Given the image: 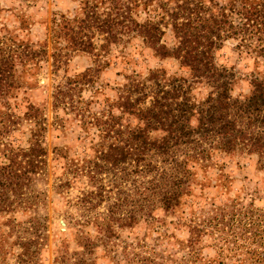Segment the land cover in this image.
Here are the masks:
<instances>
[{"label": "trees", "instance_id": "16d2710c", "mask_svg": "<svg viewBox=\"0 0 264 264\" xmlns=\"http://www.w3.org/2000/svg\"><path fill=\"white\" fill-rule=\"evenodd\" d=\"M228 1L175 0L171 8L163 6L161 14L139 21L128 2L82 0L80 12L72 17L61 12L51 17L53 63L65 62L76 50L93 54L97 63L57 84L53 104L76 120L86 134L94 128L98 137L96 141L91 137L87 146L91 151L81 157H68L62 148L53 150L56 158L64 157L53 188L69 208L63 211L75 243L70 248L68 238L61 237L54 248V264H96L98 247L114 264L121 259L129 264H168L170 255L146 252L139 238L128 242L121 232L140 223L148 230L164 225L163 216L181 209L193 190L196 172L211 162L213 151L255 154L264 168V71L251 73L247 94L233 95L235 72L214 61L215 49L236 31L241 30L244 39L253 34L261 37L264 0ZM233 13L239 18L237 23L231 18ZM164 26H170L172 45L162 39ZM130 33L140 36L156 56L178 59L189 69V76L169 75L162 67L150 68L144 75L133 71L113 95H103L94 109L93 99L83 100L81 91L94 85L99 67L109 63L106 55L111 45ZM257 48L262 52L264 46ZM14 50L0 49V102L7 108L6 94L18 83L16 58L25 64L37 52ZM194 82L210 87L204 98L191 94ZM26 108L24 114L33 123L28 145L3 144L0 148V211L15 205L35 207L43 194L35 191L34 184L47 176L45 121L37 106L31 103ZM11 118L6 113L1 120L5 123ZM71 186L78 187L77 193H66ZM39 219L31 215L25 220L27 226L17 224L20 251L16 264H38L36 255L44 243ZM190 221L183 249L191 248L196 236L211 225L205 218ZM186 258L192 262L185 254L172 264H189ZM253 261L264 262V254Z\"/></svg>", "mask_w": 264, "mask_h": 264}, {"label": "rangeland", "instance_id": "374dc122", "mask_svg": "<svg viewBox=\"0 0 264 264\" xmlns=\"http://www.w3.org/2000/svg\"><path fill=\"white\" fill-rule=\"evenodd\" d=\"M118 1L121 4L130 3L133 16L142 21L161 14L165 7L171 8L175 0ZM227 1L218 0L219 3ZM81 4L82 0H0V49L15 51L17 47L16 52H19L20 47L37 50L34 59L25 64L17 58L15 60L18 83L6 94L8 108L0 102V148L3 144L14 148L28 145L29 129L33 123L24 112L27 105L32 103L38 107L45 121L43 141L48 163L46 178L34 184L35 191L43 192L37 205L28 209L15 205L14 210L0 211V264H16L20 251L16 238L17 224L27 226L25 220L31 215L40 218L38 230L43 235L40 240L44 243L36 255L38 264H54V248L61 237L68 238L69 247L75 248L74 240L70 238L71 223L63 211V208H67L63 196L53 188L64 157L56 158L53 150L58 147L68 157H81L84 151H91L87 147L91 137L93 141L98 137L94 128L86 134L76 120L64 113L60 106H55L52 93L67 76L97 63L93 54L76 50L70 53L65 62L55 65L51 56L54 49L50 20L59 12L72 17L80 12ZM231 18L235 23L239 20L234 13ZM163 29L165 33L162 39L172 45L175 40L170 26H164ZM241 35L239 30L223 39L214 52L217 65L226 66L235 72L231 94L240 96L250 90L251 73L264 71V49L260 52L257 48L261 44L264 46V31L261 37L253 34L244 39ZM96 39L98 46L101 43L100 36L97 35ZM106 58L109 63L99 67L95 84L81 91L83 100L93 99L91 107L94 109L103 95H113L115 87L125 81V75L133 71L144 75L150 68L162 67L169 75L189 76V69L181 65L178 59L156 56L134 33L112 44ZM209 89L204 82H194L191 94L196 99H202ZM6 113H10L12 118L3 123L1 119ZM59 117L68 119L62 121ZM84 135L88 137L84 138ZM195 178L193 190L181 209L163 216L164 225L148 230L140 223L133 229L123 230L122 237H126L128 242H135L139 238L144 244L142 249L153 255H170L172 260L168 259V264L180 261L185 254L193 258L192 262L186 258L189 264H264L253 261L258 255L264 254V168L259 166L256 155L213 151L211 162L205 168H199ZM77 188L71 186L66 193L73 195L77 193ZM190 218L197 222L205 218L211 225L196 236L197 241L191 248L186 246L187 250L180 247L189 238ZM10 224H14L11 233L8 232ZM120 253L118 248V258L121 257ZM96 256V264H114L101 247L96 249ZM120 264L129 263L121 259Z\"/></svg>", "mask_w": 264, "mask_h": 264}, {"label": "water", "instance_id": "95a60500", "mask_svg": "<svg viewBox=\"0 0 264 264\" xmlns=\"http://www.w3.org/2000/svg\"><path fill=\"white\" fill-rule=\"evenodd\" d=\"M60 221H61L62 223H64V221H63L62 219H61Z\"/></svg>", "mask_w": 264, "mask_h": 264}]
</instances>
